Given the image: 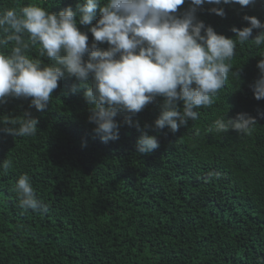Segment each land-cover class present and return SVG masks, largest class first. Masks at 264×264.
<instances>
[{
	"label": "trees",
	"instance_id": "trees-1",
	"mask_svg": "<svg viewBox=\"0 0 264 264\" xmlns=\"http://www.w3.org/2000/svg\"><path fill=\"white\" fill-rule=\"evenodd\" d=\"M78 2L0 0V10L38 4L58 13ZM188 6L185 0L177 14ZM221 6L223 18L209 13L207 3L197 15L226 37L235 39L233 26H247L244 15L264 22V0ZM261 54L264 45L238 43L214 103L196 109L199 118L175 133L147 129L160 147L146 154L136 151L139 132L123 124L122 115L116 117L119 139L101 142L88 121L84 90L70 92L74 77L59 81L44 113L30 108L31 98H7L0 120L29 110L39 123L34 136L0 131V161H12L0 169V264H264V119L257 118L251 135L209 131L218 118L264 111V99L256 100L250 87ZM28 55L49 62L38 46ZM161 102L133 117L141 128L158 117ZM25 173L48 205L44 215L18 206L15 184Z\"/></svg>",
	"mask_w": 264,
	"mask_h": 264
},
{
	"label": "clouds",
	"instance_id": "clouds-1",
	"mask_svg": "<svg viewBox=\"0 0 264 264\" xmlns=\"http://www.w3.org/2000/svg\"><path fill=\"white\" fill-rule=\"evenodd\" d=\"M185 0H79L76 9L66 7L57 12L38 4H25L0 10V104L7 98H31L30 108L44 113L59 81L75 78L71 94L83 89L88 105V121L102 143L119 139L121 123L139 132L136 151L151 153L160 147L157 132L167 128L177 132L199 118L196 109L210 107L214 97L225 86L232 70L230 61L236 47L251 41L264 45V22L253 15H244L247 26H233V37L217 33L211 25L198 18L205 3L213 5L208 12L226 16L224 7L238 4L247 7L256 0H188L189 6L177 14ZM100 16L96 18L97 9ZM95 19V23L93 20ZM87 28L82 31L77 25ZM259 34L253 36V30ZM93 40L89 44L88 33ZM107 44V48L99 45ZM38 46L39 57L28 52ZM257 62L258 78L250 85L256 100L264 99V54ZM239 75V72L237 73ZM160 98V113L154 122L141 128L135 121L138 113ZM246 112L234 118L214 121L218 133L234 130L251 135L258 119ZM38 117L25 110L19 119L0 120V131L13 137L34 136ZM86 146V144L84 145ZM11 160L0 161L7 171ZM219 178V172L209 177ZM18 206L41 215L48 205L38 199L28 174L19 176L15 184Z\"/></svg>",
	"mask_w": 264,
	"mask_h": 264
}]
</instances>
